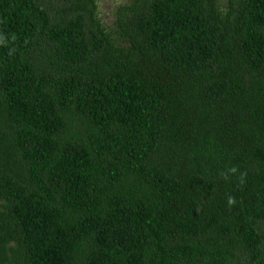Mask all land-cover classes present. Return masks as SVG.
<instances>
[{"label": "trees", "instance_id": "trees-1", "mask_svg": "<svg viewBox=\"0 0 264 264\" xmlns=\"http://www.w3.org/2000/svg\"><path fill=\"white\" fill-rule=\"evenodd\" d=\"M0 264H264V0H0Z\"/></svg>", "mask_w": 264, "mask_h": 264}, {"label": "rangeland", "instance_id": "rangeland-1", "mask_svg": "<svg viewBox=\"0 0 264 264\" xmlns=\"http://www.w3.org/2000/svg\"><path fill=\"white\" fill-rule=\"evenodd\" d=\"M126 0H95L96 14L108 27L113 25L116 7Z\"/></svg>", "mask_w": 264, "mask_h": 264}, {"label": "clouds", "instance_id": "clouds-1", "mask_svg": "<svg viewBox=\"0 0 264 264\" xmlns=\"http://www.w3.org/2000/svg\"><path fill=\"white\" fill-rule=\"evenodd\" d=\"M231 203H234V200H233V198H229V204H231Z\"/></svg>", "mask_w": 264, "mask_h": 264}]
</instances>
